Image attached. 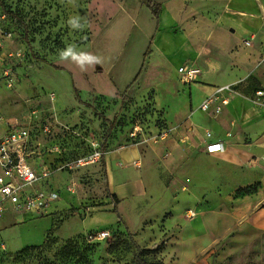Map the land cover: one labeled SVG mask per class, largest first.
Instances as JSON below:
<instances>
[{"label": "rangeland", "instance_id": "rangeland-1", "mask_svg": "<svg viewBox=\"0 0 264 264\" xmlns=\"http://www.w3.org/2000/svg\"><path fill=\"white\" fill-rule=\"evenodd\" d=\"M2 1L18 19L0 7V31L12 35L0 48V137L9 126L26 123L36 110L41 121L57 119L65 126L47 135L39 127L34 132L35 144L44 151L41 157L54 161L53 170L64 161L102 152L104 143V155L129 146L146 154L151 145L176 141L184 156L179 161L176 148L164 147L154 165L155 182L141 160L132 161L134 170L129 173L139 170L138 177L142 175L148 190L152 181L153 189L149 194L146 188L141 199L120 204L116 212L107 198L100 159L53 173L48 182L34 186L50 195L43 211L32 210L7 226L0 222V264H137L136 256L149 264H264V181L230 188L225 183L216 190L211 178L216 166L204 158L212 153L202 148L214 135L212 130L205 129L201 150L192 154L188 136L180 131L188 134L189 128L193 134L192 123H184L194 113L192 107L184 120L168 119L171 102L186 91L174 66L181 58L194 62L181 33L188 23L202 24L201 14L212 21V11L234 1L169 0L161 4L158 24L142 0ZM169 3L177 4L172 23L164 15ZM244 5L251 7L247 0ZM212 26L207 22L204 29ZM195 27L187 32L203 36ZM216 41L211 42L213 50L219 48ZM69 48L77 56H96L101 62L81 67L71 56L61 57ZM206 55L217 64L211 52ZM218 59L229 60L226 55ZM202 63L197 65L203 69ZM160 69L166 73L161 77ZM249 81L233 87L238 95L255 100L254 91L244 93ZM171 87L179 94L176 99L168 94ZM199 89L193 91L196 111L206 93ZM50 92L56 95L55 111L47 102ZM225 130L229 139L231 131ZM246 187L250 193L237 194ZM100 230L108 233L106 239L86 240V235ZM70 240L77 245L64 248ZM26 247L34 248L21 252Z\"/></svg>", "mask_w": 264, "mask_h": 264}, {"label": "crops", "instance_id": "crops-1", "mask_svg": "<svg viewBox=\"0 0 264 264\" xmlns=\"http://www.w3.org/2000/svg\"><path fill=\"white\" fill-rule=\"evenodd\" d=\"M214 1L219 2L218 0H209L211 3ZM233 1L234 4L229 2L230 4H228L227 8H216V10L212 11V21H208V17L205 19L201 14L198 22L201 21L202 24H187L188 27L197 26L195 29L201 31L203 36H195L194 31L191 33L187 32L188 27L186 26L185 32H182L180 37L184 44L186 43L188 47H191L190 53L194 58V62H181V58L177 65L174 66L176 68L175 71L177 72V69L184 64H194L199 68L200 66L197 63H202L201 60H204L205 63L203 62L202 64L206 65V67L203 69L199 68L200 76L196 82L191 84L182 83L186 87V91L180 92L181 98L176 99L175 96H179V94L173 92L172 87L168 93L171 99L175 98L177 101L175 104L169 103L171 108L168 111V119L170 121H182L189 114L191 107L194 110L190 120L184 122L192 123L193 134L189 128L188 134L180 128L181 133L188 136V142H185L190 145V153H199L201 150L199 144L204 140V131L207 128L211 129L214 135L211 138L208 137L202 148H205L208 143H221L223 145V151L209 155L205 154L204 156V158L212 160L216 166L215 168L213 167L211 173L212 186L216 185V190L225 183L230 188L235 185L241 187L251 185L256 180L264 181V97L260 98L255 94V100H252L240 95L235 96L222 108L220 117L217 119L211 118L200 109L196 111L197 107H193V91H201L199 88L206 90L203 96L204 99L216 87L233 85L251 77L259 84L256 91H264V0H247L251 7L244 5L245 0ZM169 4L167 11L164 8V15L166 14L172 23L177 14V4ZM172 4L175 5L172 6ZM216 4L219 5V3ZM207 22L213 25L212 28L204 29V25ZM214 39L217 40L216 43L219 47L216 50L211 49V42ZM245 41H248L249 44L247 45ZM207 52H211L215 59L217 57V64H212L206 55ZM222 55L228 56V63L218 59ZM160 71L162 73L157 71V74H160L159 76L161 77L165 70L160 69ZM60 119L66 121L61 116ZM224 123H226L225 126H223ZM225 127H227V131H231L229 139L226 137ZM222 138H226L225 140L227 141L222 140ZM178 145L176 141H166L164 145H151L150 150L147 152L148 154L143 153L138 146H129L104 155L108 191L115 194L120 200L118 206L125 201L132 203L136 197L141 199L145 196L147 186L142 175L138 177L140 174L139 170L135 168L136 171L134 172L136 174L133 172L129 173L130 169L131 171L132 169L134 170V167L130 166L132 161L141 160L143 169L150 172L148 175L154 180V165L164 147L176 148L174 149L176 158L179 161L182 160L184 152L181 146ZM250 160L256 161L254 162L255 165L247 167L246 163ZM201 161L200 158L196 159L195 167ZM152 183L150 181V191L153 189ZM149 190L148 193L151 194ZM5 213L7 214L5 215ZM11 213L12 210L8 208L3 211L0 218L2 225L7 226L12 222L20 221L28 214Z\"/></svg>", "mask_w": 264, "mask_h": 264}, {"label": "built area", "instance_id": "built-area-1", "mask_svg": "<svg viewBox=\"0 0 264 264\" xmlns=\"http://www.w3.org/2000/svg\"><path fill=\"white\" fill-rule=\"evenodd\" d=\"M11 37V33L0 31V48ZM245 43L249 44L248 41ZM177 74L183 84H191L197 81L200 70L194 64H184L177 69ZM255 94L257 97H264L262 90L256 91ZM237 95L233 85L216 87L211 94L201 101L199 109L218 115L222 108ZM55 99L54 92L47 94L48 105L54 111ZM47 114L49 115V113ZM41 120L42 117H38L36 110H33L26 123L9 126L0 137V218L3 211L9 207L17 213H29L32 210L43 211L49 204L50 195L45 190L34 188V186L46 182L53 173L63 170L72 171L92 164L101 158L102 152L95 150L89 155L64 161L53 170V167L47 163L45 156L41 157L44 155V151L38 144H35L34 132L36 127H39V132L47 135L54 128L58 126L65 128V126L61 125L57 119H55V123ZM206 149L209 153H215L223 151L224 148L221 143H208ZM107 237L108 233L100 230L86 235V240H103Z\"/></svg>", "mask_w": 264, "mask_h": 264}, {"label": "trees", "instance_id": "trees-1", "mask_svg": "<svg viewBox=\"0 0 264 264\" xmlns=\"http://www.w3.org/2000/svg\"><path fill=\"white\" fill-rule=\"evenodd\" d=\"M142 3L145 4V5L149 8V10H150L152 16L154 17L156 23L158 24V23H159V18H160V7H161V3L149 2V1H143V0H142ZM0 7H1V9H2L7 15H9L10 17H13V19H15V20L18 19V16H17L14 12L9 11V10L5 7V5H4V3H3L2 0H0ZM42 62H44L45 64H47V65H49V66H55L54 64L48 63L47 61H44V60H43ZM136 79H137V78H135L134 81H135ZM134 81H133V82H134ZM258 85H259L258 82H257L255 79H253V78L250 77L249 84H248V86L245 88L244 93H245V92H248V91H254V92H255V91H256V88L258 87ZM130 86H131V84L128 85V86L126 87L125 91H126ZM235 90H236V89H235ZM82 105L89 107V104L86 103V102H82ZM105 120H106V119H105ZM112 126H113V123L111 122V123H109L108 128H112ZM101 150H102V155H101V158H100V163H101V166H102V168H103L104 183H105V188H106V191H107V198L111 201V204H112V206H113V211L116 212V211H117V206H118L120 200L117 198V196H116L115 194H112V193H110V192L108 191V184H107V178H106V171H105V166H104V152L106 151V145H105V143L101 146ZM45 159H46V158H45ZM46 160H47V159H46ZM49 164L52 166V165H54L55 163H54V161H53V162H49ZM238 193H240V194H248V193H250V190H249L248 187H246V188H241V189H238V190H237V194H238ZM120 221L122 222L121 219H120ZM122 223H123V222H122ZM76 245H77L76 242L70 240V241L67 242V244L65 245L64 248L72 249V248H73L74 246H76ZM33 248H34V247H28V248L26 247V248L22 249L21 252H25V251L30 250V249H33ZM144 251H145L144 249H141V253H143ZM136 262H137V264H149L144 258L139 257V258L137 259V256H136ZM157 264H162V262H158Z\"/></svg>", "mask_w": 264, "mask_h": 264}, {"label": "clouds", "instance_id": "clouds-1", "mask_svg": "<svg viewBox=\"0 0 264 264\" xmlns=\"http://www.w3.org/2000/svg\"><path fill=\"white\" fill-rule=\"evenodd\" d=\"M73 27H80V25L76 21H70ZM71 56L74 60H76L81 67L85 64V62L91 64V63H100V58L96 56H91V55H80L77 56L76 54L73 53L72 49L69 48L66 51L61 53L62 58H67Z\"/></svg>", "mask_w": 264, "mask_h": 264}, {"label": "water", "instance_id": "water-1", "mask_svg": "<svg viewBox=\"0 0 264 264\" xmlns=\"http://www.w3.org/2000/svg\"><path fill=\"white\" fill-rule=\"evenodd\" d=\"M143 1H149V2H155V3L164 4V3H166L169 0H143ZM138 252H139V250H138Z\"/></svg>", "mask_w": 264, "mask_h": 264}]
</instances>
